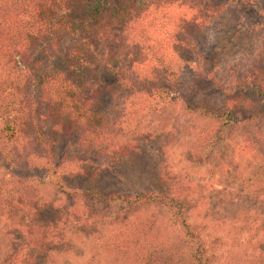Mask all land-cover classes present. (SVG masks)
Returning <instances> with one entry per match:
<instances>
[{
    "label": "trees",
    "instance_id": "trees-1",
    "mask_svg": "<svg viewBox=\"0 0 264 264\" xmlns=\"http://www.w3.org/2000/svg\"><path fill=\"white\" fill-rule=\"evenodd\" d=\"M232 6L261 12L256 0H0V168L6 171V178L0 175V264H23L24 245L25 251L40 248L50 239L47 227L23 224L39 187L50 184L66 193L64 177L72 169L87 162L110 169L118 155H138L139 142L165 132L169 109L183 101L170 92L182 90L176 84L179 52L198 61L194 87L185 96L207 93L216 80L205 69L196 37ZM261 39L218 108L203 101L183 106L220 126L202 139L198 153L210 151L226 128L264 117V34ZM242 115L247 117L240 120ZM13 164L17 173L7 172ZM172 186L134 196L76 189L69 192L68 213L83 223L86 208L78 203L120 202L137 217L149 205L169 206L197 240L191 262L213 264L214 254H207L184 218L187 190ZM15 229L25 233L16 246ZM142 232L125 238L128 258L147 236ZM156 251L162 252L149 257ZM255 261L264 264V250Z\"/></svg>",
    "mask_w": 264,
    "mask_h": 264
},
{
    "label": "rangeland",
    "instance_id": "rangeland-1",
    "mask_svg": "<svg viewBox=\"0 0 264 264\" xmlns=\"http://www.w3.org/2000/svg\"><path fill=\"white\" fill-rule=\"evenodd\" d=\"M256 2L261 12L253 6L229 7L196 37L197 48L206 58L205 69L216 80L205 95L189 91L185 96L194 87L198 61L191 53L179 52L176 84L182 90L170 92L183 101L169 109L171 119L163 134L139 142L138 155H118L110 169L87 162L69 170L70 175L64 177L66 193L50 184L39 187V199L23 224L47 227L50 239L40 248L25 251L24 245L23 264H194L191 255H195L197 240L169 206L149 205L137 217L120 202L78 203L86 208L83 223L68 213L69 192L76 189L134 196L174 190V182L187 190L184 218L194 228L193 236H200L207 254H214L213 264H257L256 255L264 250V117L226 128L210 151L198 153L202 139L217 134L220 126L183 110L185 104L202 101L218 108L224 90L235 85L254 58L264 34V0ZM15 165L7 172L17 173ZM0 175L6 178V171L0 168ZM142 231L147 236L140 237L141 247L128 258L124 246L130 242L125 238L140 236ZM24 236L23 229L13 230L14 245ZM159 248L162 252L149 257Z\"/></svg>",
    "mask_w": 264,
    "mask_h": 264
}]
</instances>
